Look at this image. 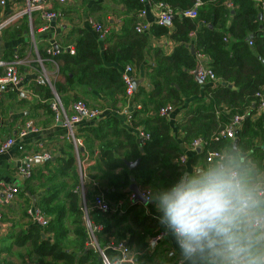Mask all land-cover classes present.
<instances>
[{
	"label": "trees",
	"instance_id": "16d2710c",
	"mask_svg": "<svg viewBox=\"0 0 264 264\" xmlns=\"http://www.w3.org/2000/svg\"><path fill=\"white\" fill-rule=\"evenodd\" d=\"M115 1L123 7L119 8L121 22L119 26L109 24L111 30L104 40H99L86 23L83 27H70L67 34L59 38L60 42L56 41L64 47L71 45L74 48L73 54L66 50L54 57L61 78L52 81V85L64 108L68 109L81 96L93 103L104 97L110 104L111 112L95 121L84 120L77 126L75 137L81 140L80 146L84 148L78 157L75 156L72 141L66 138L60 148L61 153L56 157L57 165L48 167L45 173H41L38 165L32 169L29 180L41 177L38 188L42 192L35 201L36 205L50 219L44 232L39 231L36 225L31 226L20 234V239L31 240L34 252L38 254L37 264H58V260H62L61 264H83L88 260H92V264H101L99 254L85 245L87 232L81 209L83 202L88 207L90 220L101 225V229L96 231L101 247L110 239L123 240L133 247L138 260H153L158 244L150 246L148 240L166 227L146 213L142 203L129 200V186L134 182L158 194L183 176L192 178L191 174H186L184 167L188 158L185 164L177 161L181 150L177 149L168 116L159 114V109L166 105L181 111L176 128L187 145L195 139L208 140L207 148L224 151L228 158L233 157L232 163L225 160L226 165L241 164L240 156L244 157L241 158L243 166L251 162L257 166L263 164L264 112L258 113L254 99V93L264 84L262 1L152 0L163 3L175 15L170 24L151 23L148 30L141 33L134 30V24L144 4L139 0ZM196 1L201 2L197 16H181ZM87 2L89 0H79L77 5H65L66 9L58 11L64 17L65 12L77 11L76 6L80 8L86 4L84 15L92 16L102 0ZM259 13L261 17H258ZM28 28L25 16L20 29ZM163 36L174 41L172 51L166 54L160 46L154 47L151 55L153 63H147L145 53L149 39ZM38 50L41 56H47L45 49L40 47ZM198 53L207 58V65L218 79L216 83L200 82L193 76ZM126 65L133 67L135 77H145L149 83L148 86L140 83L129 100L122 79ZM32 89L38 96V102L43 103L46 114L53 119L54 111L50 106L53 93L49 85L36 81ZM127 102L129 115L128 112L123 113ZM93 103L92 106L97 108L99 102ZM234 115L244 116L234 138L237 140V153L232 151L233 141L230 139L210 140ZM127 116H130V121L123 124ZM135 126L141 127L150 135L149 138L139 142L133 133ZM85 153L94 162L88 171L84 172L81 168L79 172L77 166L82 167ZM192 154L195 156H191V163H195L197 157L204 160L203 152ZM136 159L139 163L130 169L126 162L132 163ZM48 164L53 163L45 161V165ZM86 178L88 182H85ZM27 189L32 191L30 187ZM98 194H102L110 206L107 212L93 208V200ZM121 201L124 204H117ZM67 222L74 233L71 241H65L69 231ZM43 233L52 234L53 241L41 240ZM70 245L78 252L68 250ZM148 248L152 253L148 252ZM75 252L77 254H73ZM182 254L181 257L184 256ZM196 254L185 264H194L203 258V253ZM48 256L53 258V263L43 259ZM205 263L209 264L208 260Z\"/></svg>",
	"mask_w": 264,
	"mask_h": 264
},
{
	"label": "crops",
	"instance_id": "0c3cea01",
	"mask_svg": "<svg viewBox=\"0 0 264 264\" xmlns=\"http://www.w3.org/2000/svg\"><path fill=\"white\" fill-rule=\"evenodd\" d=\"M255 1L259 3L260 0ZM21 2H23V0H5L4 4H0V21L4 18L15 15L18 11L22 10ZM46 2L49 7L55 10H61L63 8L66 9L65 5H61L54 0H46ZM78 2L79 0H73L71 1V4L66 5L74 6L77 5ZM89 2L87 3L89 4ZM76 7L77 11L65 12L64 17L62 15L59 19L51 23V26L53 27L46 31H39V28L42 25V20L40 19L38 13H35L32 16V27L33 29L35 27L36 31L39 34L36 43H38L41 48L45 49L44 44L45 42L48 43L51 37H53V39H55L56 41L60 42L59 38L61 36L66 35L70 27L85 26L86 16L84 15V12L87 6L85 4L80 8L79 6ZM119 8L123 9V7L119 6V4L115 0H102L99 9L94 11L92 15H96L98 16V18L101 17L99 19L105 21L106 24H112L114 26H116L117 24V26H119L122 17L121 15H119ZM25 16L26 15H21L15 18L2 30L0 34V56H2L3 58L11 59L13 54L16 53L20 60H22L24 63L23 58L25 57L26 53L30 51L28 50V48H30V42H32V36L30 37L29 28L28 30L20 29L22 19ZM146 19L150 22L153 21V15L151 10L148 11ZM17 30L18 32H16ZM174 45V41L168 39V37L166 36L160 38H150L149 45L145 53L146 62L153 63L151 55L152 49L154 47L160 46L164 53L169 54L172 51ZM22 66L23 64L19 65L18 67L20 76L22 78L21 89L7 90L2 93L0 99V143L6 140L7 138L16 137L18 132L23 130L27 124H30L31 126V129H27V134L23 139V151L20 152L16 149V147H9L3 152H0V182H8L18 189V193L16 194L12 202L7 205H3L0 203V212L2 214V220L0 222V264H37L36 259L38 257V254L34 252V247L31 240L22 241L20 239V234H23L28 231L31 226H35V224H33V222H31L30 218L28 217L26 213V208L30 205V202L33 201L32 196L35 197L36 201L37 197L42 192V189L38 188V180L41 179V177L29 180V178H23L22 176H20L17 170L20 165L19 159L24 154L33 155L36 153H41L42 151L51 152L53 157H57L59 153H61V146H63L64 141L67 140V134L65 129L60 125L59 122H56L54 118L52 119V117L46 114L45 109L42 107L43 103H39L38 99L35 97L37 95L35 93L34 95L31 94L33 93L32 86L35 84L36 81L41 82V76L38 74L36 69H34L36 72L33 71V67L31 65L28 68H22ZM49 73L53 77L52 81L61 78L59 73L55 70L54 65L53 70H49ZM42 74L43 76L47 77V70L45 71V73ZM136 78L142 79L143 81L141 82V84L148 86L149 83L145 77L138 76ZM96 102H99V104H96L98 105L97 108H100L103 111L102 117L107 116L108 112H111L110 104L106 98L101 97L97 99ZM127 108H129L128 102L126 107L124 108L123 113H127L128 111H130ZM247 111L250 114V111ZM173 112L174 113L169 115L167 118L169 119V122L172 126L171 132L176 142L177 149L181 150L180 155H187L188 161L184 166L186 167V174H191V177L194 178L198 177L201 173L207 171L208 169H214V167L216 166H210L206 164V162L202 158L197 157V161L195 163L190 162L191 156L193 157L195 156V154H192V151H190V144L187 145L186 142H183V135L176 128V121L181 118V111L179 112L174 110ZM125 123L126 122L123 121V124ZM133 133L136 134L135 132ZM136 139L141 142L137 136ZM82 150H84L83 146L79 147L78 153L75 152V156L78 157L79 152H81ZM240 157L242 158L243 156ZM241 158L239 160L241 164L238 163L237 165L233 164L231 166L238 168L237 170L239 172V179L243 187L246 190L255 192L258 188V182L264 181V158L262 159V166H257L253 162H251L250 164L248 163L249 165L243 166V160ZM233 160V157H229L228 161L229 163H232ZM257 161L259 162V160ZM93 162L94 159L89 158V155L85 153L81 162L82 167L77 166L78 171L81 172V168L84 172L88 171L89 166ZM52 163L53 164L45 165V161H34L32 165L34 168L38 165L37 167L41 169V173H45L48 167H52V165H57L56 158L52 160ZM239 164L241 165V167L239 166ZM186 179L188 178L185 177V180ZM88 180L89 179L86 178L85 182H88ZM96 185H98V183ZM28 187H30L32 191L27 189ZM27 195L31 198V200H28L29 197ZM98 195L102 196V194ZM152 195L153 198H155L157 194L153 193L152 190ZM110 202L114 204L113 201ZM119 203L124 204L123 201L118 202L117 204ZM143 206H145L146 213L151 214L153 217L159 220L160 214L157 212L156 207L153 203L146 204ZM67 226L69 231L65 236V241H68L70 239L73 240L74 233L71 231L72 226L69 224V222H67ZM38 228L39 231L44 232L45 228ZM241 230H248V225L246 223L241 224ZM166 232L167 235L164 239H162V241H160V243H154L152 245L157 246L158 244L154 253L155 255L153 257V260L148 261L145 258H141L138 260L137 257L134 256V253H132V264H177V262L178 264H185L190 257H196L195 255L185 256L184 254H182L181 249L176 244V238L174 237L171 230H167ZM47 239L52 242V234L43 233L41 235V240ZM68 250L78 252L74 249L72 245L68 247ZM76 252L73 254H77ZM148 252L152 253V250L148 248ZM201 253H203V258L201 257L202 259L196 261L194 264H206V260H208L209 264H221V257L219 255L218 250L206 249ZM156 254H158V257H160L161 259L160 263L155 262ZM180 254L184 256L181 257ZM113 257L115 256L113 255ZM43 259L45 261H48L49 263H53V258L50 256L45 257ZM57 263L61 264L62 260H58ZM83 264H92V260H88Z\"/></svg>",
	"mask_w": 264,
	"mask_h": 264
},
{
	"label": "built area",
	"instance_id": "2783aa9c",
	"mask_svg": "<svg viewBox=\"0 0 264 264\" xmlns=\"http://www.w3.org/2000/svg\"><path fill=\"white\" fill-rule=\"evenodd\" d=\"M61 5L71 4L73 0H54ZM144 4V8L140 10L136 15V21L134 24V30L137 33L145 32L148 30L149 25L151 23H156L158 25H168L171 23L173 16L175 15L171 9H169L166 5L161 2H153L152 0H139ZM262 4L264 6V0ZM5 0H0V4H4ZM201 4L200 1H196L194 6L181 13V16H186L189 18H195L197 16V8ZM152 11L153 21L150 22L146 19L148 11ZM38 13L40 19L42 20V25L39 28V31H46L50 29L51 23L53 21L59 19L61 17V13L58 10H55L47 4L46 0H23L22 10L18 11L15 15L4 18L0 21V34L2 30L11 23L15 18L26 15L29 22V32L30 35L33 36V27H32V16ZM85 22L88 26L97 34L99 40H104L106 36L109 34L111 30V26L109 24H103L100 21L96 20L92 16H86ZM85 23V24H86ZM60 26V25H58ZM193 34V32L191 33ZM68 50L70 54L74 53V48L70 45L64 47L62 45L57 44L56 40L51 37L48 42V49L45 50L47 56H50L53 60L51 61L55 66V70L58 71V65L55 56L59 55L61 52ZM37 59L41 60L39 54L36 51ZM51 60V59H50ZM197 65L194 69L196 71L195 79L200 82L210 81L212 83H216L218 81L214 72L207 65V58L202 54L198 53L196 55ZM23 64V61L20 60L16 53L13 54L11 59H6L0 56V99L3 92L7 90H20L22 86V78L20 76L18 67ZM41 65V64H40ZM42 72L45 73V68L41 65ZM45 80V82L49 85L52 90V86L49 83L48 77L41 76L40 81ZM122 79L125 83V95L127 96V100L131 98L134 92L133 82L135 79L134 69L131 65H126L122 72ZM53 98L50 102L51 109L54 111V120L59 122L60 125L65 129L67 138L72 141L74 145L75 152L78 153L79 147H81V140L75 137V130L77 126L82 121H95L96 119L102 117L103 111L100 108H89L84 102L81 100H75L71 103L68 109H65L62 105L58 95L53 92ZM34 95V93H31ZM38 99V96H35ZM254 99L256 103V108L258 113L264 112V84L258 88V90L254 93ZM139 108V105H135ZM174 111L171 105H166L159 109V114L162 116H169L170 112ZM127 113V115H129ZM244 116L234 115L229 122L225 123L223 126L219 128V130L215 133L214 137L210 140L220 141L222 139H231L233 140L236 136V130L241 126L242 120ZM130 121V116H127L125 122L128 124ZM27 129H31L30 124H27L23 130L19 131L16 137H10L0 143V152H3L9 147H16L20 152L24 150V142L23 139L27 134ZM136 136L140 139V141L147 140L149 138V134L146 133L141 127L135 126L133 127ZM209 145L208 140L203 139H195L190 144V151L193 153H204V161L206 164L210 166H222V168H226L232 172L237 173L238 179L239 172L236 167H229L226 165L225 160L228 159V155L224 151H218L214 149H209L207 146ZM52 157L48 151H42L41 153H36L33 155L24 154L19 160L20 165L18 167V174L23 178H29L32 173L34 161H44L45 159H49ZM178 163L185 164L187 161V155L182 154L177 159ZM240 180V179H239ZM241 182V181H240ZM136 184V183H135ZM258 188L256 189V193L264 192V181L258 182ZM137 190L141 197L150 204L149 202V194L153 198L152 191L149 188L142 187L137 185ZM18 193V189L8 182H0V203L3 205H7L12 202ZM81 194L83 195V188L81 187ZM136 197V193L131 191L128 198L131 202H134ZM93 208H97L101 212H107L110 208L108 203L105 201L103 196H96L93 200L92 204ZM83 211V220L85 225V230L87 232V240L86 246L89 249L94 250L99 254V258L101 264H132L133 263V254L131 247L128 246L123 240H115L110 239L103 247H101L97 241L96 231L101 229V225L94 224L88 215V207L85 202H83L82 207ZM26 213L30 218L31 222L35 224L37 227L46 228L50 217L36 205V202L31 201L30 205L26 208ZM2 220V214L0 212V222ZM168 230V229H167ZM167 230L161 231L156 234L154 237H151L148 242L149 245L152 246L154 243H159L162 239L167 235ZM177 244V239H176ZM155 246V245H154ZM178 246V244H177ZM179 247V246H178ZM180 248V247H179ZM113 255L115 257H113Z\"/></svg>",
	"mask_w": 264,
	"mask_h": 264
},
{
	"label": "clouds",
	"instance_id": "9594fccd",
	"mask_svg": "<svg viewBox=\"0 0 264 264\" xmlns=\"http://www.w3.org/2000/svg\"><path fill=\"white\" fill-rule=\"evenodd\" d=\"M220 167L149 194V202L185 256L213 249L221 264H264V192L246 190L237 173Z\"/></svg>",
	"mask_w": 264,
	"mask_h": 264
},
{
	"label": "rangeland",
	"instance_id": "374dc122",
	"mask_svg": "<svg viewBox=\"0 0 264 264\" xmlns=\"http://www.w3.org/2000/svg\"><path fill=\"white\" fill-rule=\"evenodd\" d=\"M21 4L23 5V2H21ZM92 17H94L96 20L100 21L101 23L103 24H106L105 21H102L101 19L98 18V16L96 15H92ZM30 33V32H29ZM38 32L36 31V28L34 27L33 29V36L31 37V41L30 42V48H28V51L25 55V57L23 58L24 60V63H23V66L22 68H28L30 65L33 67V71L36 72L34 69L37 70L38 74L40 76H43V72H42V69H41V65L46 68L45 70H47V77H48V80H49V83L51 84V86L53 87L52 85V79L53 77L51 76V74L49 73V70H53V63L51 62L53 59L50 57V56H41L40 53H39V50L38 48H40L41 46H39L38 43H36L37 39H38ZM44 37V36H43ZM44 47H45V50L48 49V43L45 42L44 44ZM36 51L37 53L39 54L40 58L42 59L39 60L37 59V56H36ZM51 59V60H50ZM41 64V65H40ZM84 96H81L80 98H78L79 100H81L82 102H84L89 108H92L94 109L95 107L92 106L91 103H93L91 100L89 101V99H87L86 97ZM94 104V103H93ZM51 154V152H50ZM53 170L51 169V172ZM58 180V178H57ZM133 247H131V250H132V253H134V256H138L137 253L132 249ZM160 252V251H159ZM156 263H160L161 259L160 257H158V254H156Z\"/></svg>",
	"mask_w": 264,
	"mask_h": 264
},
{
	"label": "water",
	"instance_id": "95a60500",
	"mask_svg": "<svg viewBox=\"0 0 264 264\" xmlns=\"http://www.w3.org/2000/svg\"><path fill=\"white\" fill-rule=\"evenodd\" d=\"M258 17H261V14L259 13L258 14ZM191 52H193V47L191 46ZM192 74H193V76L194 77H196V71L195 70H193V72H192ZM143 80L142 79H135L134 80V82H133V85H134V90L136 89V87L138 86V84L139 83H141ZM42 82H45V80L43 79L42 80ZM52 91H54V89L52 88ZM55 92V91H54ZM236 143H237V140L236 139H234L233 140V144H232V151L233 152H237V150H236ZM56 157L54 156H52L51 158H49V159H45L44 161H52V160H54ZM43 161V160H42ZM139 163V159H136L134 162H132V163H127L126 162V164L128 165V167L130 168V169H132V168H134L137 164ZM220 168H222V167H220ZM131 180H133V178H131ZM181 180H185V176H183V178L181 179ZM130 190L131 191H134L135 193H136V197H135V199H134V202H136V201H138V202H140V203H142L143 205H146L147 204V202L141 197V195L139 194V192H138V190H137V186H136V184L134 183V182H132L131 184H130ZM32 198H33V201L35 202V197L34 196H32Z\"/></svg>",
	"mask_w": 264,
	"mask_h": 264
}]
</instances>
